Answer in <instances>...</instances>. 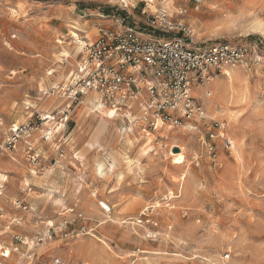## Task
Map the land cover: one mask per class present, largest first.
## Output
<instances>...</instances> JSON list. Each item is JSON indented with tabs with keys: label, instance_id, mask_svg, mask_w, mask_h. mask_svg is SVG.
Instances as JSON below:
<instances>
[{
	"label": "rangeland",
	"instance_id": "1",
	"mask_svg": "<svg viewBox=\"0 0 264 264\" xmlns=\"http://www.w3.org/2000/svg\"><path fill=\"white\" fill-rule=\"evenodd\" d=\"M159 1L0 0V142L12 125L39 122L47 114L55 120L46 126L57 127L50 144L40 139L45 125L30 138L47 158L38 177L24 159V146L19 162L8 164V156L0 157V169L11 170L0 173L8 177L5 194L30 204V221H53L59 227L65 217L83 215L87 233L65 239L56 230L39 251L65 264H264V0H204L199 10L186 0H168L173 12L188 6L184 20L194 33L193 47L231 44L249 52V68H236L244 77L236 81L238 99L227 103L228 96L220 99L212 91L209 108L202 97L206 89L195 88L207 104L208 119L225 121L238 147L232 155H221V169L208 162L203 128L193 133L169 129L160 134L164 143L159 145L155 134L150 154L144 155L149 147L136 142L145 135L135 119L115 111L116 121L109 124L83 104L88 96L69 99L81 60L76 42L93 40L99 26L146 32L145 11H154ZM131 123L134 144L127 132ZM55 143L63 144L65 158L53 165ZM174 145L185 148V166L173 164ZM195 154L203 162L200 168L191 165ZM97 167L105 177L96 174ZM148 208L159 225L157 239L147 238V226L140 224Z\"/></svg>",
	"mask_w": 264,
	"mask_h": 264
},
{
	"label": "built area",
	"instance_id": "2",
	"mask_svg": "<svg viewBox=\"0 0 264 264\" xmlns=\"http://www.w3.org/2000/svg\"><path fill=\"white\" fill-rule=\"evenodd\" d=\"M186 1L193 3L195 10L204 4V0ZM168 2L159 1L154 11H145L146 32L134 28L115 32L99 26L93 40L82 42L81 60L69 85V99L77 101L79 96L97 95L104 107L139 122L145 136L158 135L157 145L164 143L160 134L166 129L183 128L193 133L203 128L208 134L202 144L208 162L221 169V155L233 154L228 125L225 121L209 120L206 104L194 92L197 86H207L214 77H229L233 69L249 68V52L231 44L193 47L194 33L184 20L189 13L188 6L181 5L173 12ZM171 34L172 38L164 37ZM204 96L211 98L212 91L207 90ZM54 120V115L47 114L39 122L12 125L0 142V157L8 156L16 163L20 158L19 149L24 146V159L33 175L43 172V162L47 161L45 152L33 145L30 138ZM67 120L66 116L64 121ZM56 128L46 126L40 139L50 144ZM52 145L55 165L57 160L65 158V152L63 144ZM202 163L195 154L191 165L200 168ZM7 185V175L0 177V264H65L61 257H50L49 251H39L57 236L56 230L65 239L87 233L83 215L65 217L59 227L50 221H30L33 208L25 200L6 196ZM152 209H146L140 224L147 226V238L157 239L159 225L149 216ZM75 223L79 225L74 227Z\"/></svg>",
	"mask_w": 264,
	"mask_h": 264
},
{
	"label": "bare ground",
	"instance_id": "3",
	"mask_svg": "<svg viewBox=\"0 0 264 264\" xmlns=\"http://www.w3.org/2000/svg\"><path fill=\"white\" fill-rule=\"evenodd\" d=\"M125 1V0H124ZM147 1H151V0H147ZM150 3V2H149ZM152 4V2H151ZM169 6L171 7V1L168 2ZM150 5V4H149ZM153 6V5H151ZM216 6L213 5V7L211 8V10H214ZM257 21V20H256ZM257 24V23H255ZM259 26V24H257ZM263 26V25H262ZM254 27V25L252 26ZM249 28V27H248ZM255 29L258 28L257 26L254 27ZM72 29L74 31H79L78 28H76L75 26H72ZM78 44V50L80 51L81 49V44H82V41H77L76 42ZM65 52V50H64ZM66 53V52H65ZM63 56V55H62ZM71 55L69 53H67V59L70 58ZM54 72V71H53ZM228 79H226V81L224 80H221L219 77H214L213 79H211V81L208 83L207 86H204V88L206 89L204 91V93L208 90V89H211L210 87L212 85L216 86V87H220L221 88V91L219 92L216 88L215 89H211L210 91H214L215 94L219 95L220 96V99L222 97V99L226 98L227 96L229 97V100L227 103H230L232 102L233 100L235 99H238V94L236 93L235 91V85H236V81L237 83L238 82H242L244 77L238 73L237 69H233L231 71H229V77H226ZM195 93V96H196V93L198 94L197 91L194 92ZM204 93L202 95L203 99H205V96H204ZM213 93V92H212ZM94 96L97 97L99 100H95L94 99ZM197 97V96H196ZM215 97V95H214ZM201 99V98H199ZM215 99V98H214ZM89 103L91 105V107H87L88 109L91 110V114L95 115V117H100L106 121H108L109 124L115 122V118L117 116L115 110H110L109 108L107 107H104V105L101 103L100 101V98L97 96V95H88L86 101H84L83 104H86ZM208 103H209V108H213V105H214V102L212 99H208ZM207 105V104H206ZM207 109V108H206ZM208 114V113H207ZM230 119V118H229ZM64 122V121H62ZM137 124V122H136ZM49 125V124H47ZM135 125L133 123H131L129 129H128V135L131 139V136L132 135H135V129H134ZM136 128V127H135ZM61 130V128H60ZM166 132H169V129L166 130ZM172 132V131H171ZM41 134V133H39ZM144 136V135H143ZM152 140H153V136H144V137H141L140 139H136V142L138 143H142L144 149L148 148V150H146V152L144 153V155H149L150 152H151V147L150 145L152 144ZM130 143L131 144H134L133 140L131 139L130 140ZM233 143V142H232ZM141 147V146H140ZM174 147H178L180 149V152H174L173 150L170 151V156L172 157V162L174 165H177L179 167H182V166H185L187 164V152H185V148L179 146V145H174ZM233 148L234 150H238V147L236 144H233ZM235 154H236V158L238 159V161H242V156L240 155V152L238 151H235ZM3 157V156H2ZM111 160V159H110ZM19 162V161H18ZM9 163H12V161L9 160L8 164ZM115 163H116V160L114 159V161L110 164V171L111 172H114L116 170V166H115ZM20 164V163H19ZM6 166V165H5ZM4 168V167H3ZM6 168H9V167H6ZM5 169V168H4ZM16 169V168H15ZM18 169V168H17ZM0 173H5L4 171H2L0 169ZM7 173V172H6ZM96 174L99 175L100 177H105L106 174L104 172L103 169H101V167H97L96 168ZM82 175V174H81ZM80 175V176H81ZM3 176H5L4 174H0V177L3 178ZM36 177H38V175H36ZM82 178V176H81ZM181 178L182 179H185L186 178V173H183L181 175ZM182 189V188H181ZM53 198H55L53 196ZM51 199V198H50ZM49 199V200H50ZM58 200V199H57ZM55 200V201H57ZM60 200V199H59ZM65 201V200H64ZM49 202V201H48ZM64 203V202H63ZM57 204V203H56ZM65 205V204H64ZM62 206V205H61ZM60 206V207H61ZM103 206L105 208H108V206L106 204L103 203ZM34 211V210H33ZM62 215V214H61ZM50 223H54L53 221H51Z\"/></svg>",
	"mask_w": 264,
	"mask_h": 264
},
{
	"label": "crops",
	"instance_id": "4",
	"mask_svg": "<svg viewBox=\"0 0 264 264\" xmlns=\"http://www.w3.org/2000/svg\"><path fill=\"white\" fill-rule=\"evenodd\" d=\"M196 91V90H195ZM1 159V158H0ZM2 171H4V172H9V171H11V170H9V169H2Z\"/></svg>",
	"mask_w": 264,
	"mask_h": 264
},
{
	"label": "water",
	"instance_id": "5",
	"mask_svg": "<svg viewBox=\"0 0 264 264\" xmlns=\"http://www.w3.org/2000/svg\"><path fill=\"white\" fill-rule=\"evenodd\" d=\"M174 152H178V148L174 149Z\"/></svg>",
	"mask_w": 264,
	"mask_h": 264
}]
</instances>
